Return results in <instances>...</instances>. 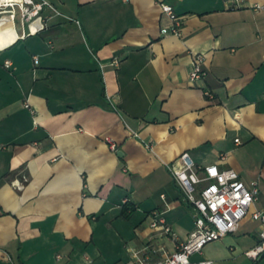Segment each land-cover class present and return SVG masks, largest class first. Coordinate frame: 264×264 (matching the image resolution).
<instances>
[{"label": "crops", "instance_id": "1", "mask_svg": "<svg viewBox=\"0 0 264 264\" xmlns=\"http://www.w3.org/2000/svg\"><path fill=\"white\" fill-rule=\"evenodd\" d=\"M47 1L26 27L0 13V264L175 252L197 218L168 167L184 152L258 181L264 209V0ZM260 230L249 215L191 264H264L247 254Z\"/></svg>", "mask_w": 264, "mask_h": 264}, {"label": "built area", "instance_id": "2", "mask_svg": "<svg viewBox=\"0 0 264 264\" xmlns=\"http://www.w3.org/2000/svg\"><path fill=\"white\" fill-rule=\"evenodd\" d=\"M46 7L54 8L47 0H0V13L8 11L13 21L20 17L24 27L42 17ZM163 10L175 21L173 27L164 28L163 32L179 35L182 21L176 15L173 6L164 4ZM37 30L31 29V32ZM203 62L204 55L196 54L190 72L192 82L207 76V71L202 66ZM12 64L10 60L5 62L7 67H11ZM206 94L213 97L211 91H206ZM108 141L112 149L117 151L118 145L110 138ZM237 142H240V139H237ZM222 159H225V155ZM168 167L182 188L186 200L193 204L197 211L196 228L186 241L178 245L175 252L165 254L162 259L155 262H151L147 256L144 257L140 251H136L135 257L139 264H191L193 255L202 253L207 244L221 239L228 233L238 231L249 215L260 222L261 230L260 241L247 254L253 258L264 254V209L252 212V207L260 198L258 181L248 185L237 170L221 168L218 164L199 166L189 152L182 153L177 161ZM153 226H161L167 234L172 233L171 227L163 217L155 218ZM200 264H213V261L204 260Z\"/></svg>", "mask_w": 264, "mask_h": 264}, {"label": "trees", "instance_id": "3", "mask_svg": "<svg viewBox=\"0 0 264 264\" xmlns=\"http://www.w3.org/2000/svg\"><path fill=\"white\" fill-rule=\"evenodd\" d=\"M135 209L134 205L132 203H130L129 201L126 202L125 206H124V212L127 211H133Z\"/></svg>", "mask_w": 264, "mask_h": 264}, {"label": "rangeland", "instance_id": "4", "mask_svg": "<svg viewBox=\"0 0 264 264\" xmlns=\"http://www.w3.org/2000/svg\"><path fill=\"white\" fill-rule=\"evenodd\" d=\"M8 33L10 34V33H13V26H10V28H8Z\"/></svg>", "mask_w": 264, "mask_h": 264}, {"label": "water", "instance_id": "5", "mask_svg": "<svg viewBox=\"0 0 264 264\" xmlns=\"http://www.w3.org/2000/svg\"><path fill=\"white\" fill-rule=\"evenodd\" d=\"M118 155H119L120 157H122V156L124 155V152L121 151V150H119V151H118Z\"/></svg>", "mask_w": 264, "mask_h": 264}, {"label": "bare ground", "instance_id": "6", "mask_svg": "<svg viewBox=\"0 0 264 264\" xmlns=\"http://www.w3.org/2000/svg\"><path fill=\"white\" fill-rule=\"evenodd\" d=\"M16 37H17V34H16V32H15V39H16ZM15 39H14V40H15ZM2 44H4V43H0V45H2Z\"/></svg>", "mask_w": 264, "mask_h": 264}]
</instances>
